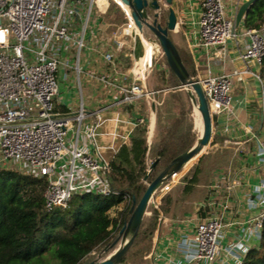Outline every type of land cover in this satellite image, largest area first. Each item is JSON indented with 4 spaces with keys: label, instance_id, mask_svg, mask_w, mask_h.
Returning a JSON list of instances; mask_svg holds the SVG:
<instances>
[{
    "label": "built area",
    "instance_id": "built-area-1",
    "mask_svg": "<svg viewBox=\"0 0 264 264\" xmlns=\"http://www.w3.org/2000/svg\"><path fill=\"white\" fill-rule=\"evenodd\" d=\"M112 0H0V168L16 169L37 177H46L45 204L48 210L65 207L76 193L119 194L113 191L106 161L95 142L98 122L88 124L89 117H99L101 110L91 111L85 104L82 77L97 79L105 87L115 86L106 71L88 66L99 58L103 70L109 68L125 81L118 86L122 98L114 104H131L150 96L153 90L146 81L159 64L148 62V42L136 24L132 10L122 0L117 2L125 21L118 26L109 15ZM159 9H149L152 17L166 23L169 8L159 0ZM243 0H202L197 45L225 58L229 42L243 49L239 58L245 64L230 73L208 74L199 78L213 118L224 117L233 123L232 92L235 79L250 75L262 83L260 67L264 58V24L259 29L235 26L236 14ZM104 20L118 29L111 36L103 32ZM178 28V23L176 29ZM131 36L133 42L123 39ZM143 54H137L136 39ZM248 40V41H247ZM129 46L131 65L117 67L120 52ZM152 47V46H151ZM107 67V68H106ZM80 93L77 106L59 110L62 83H70ZM264 94V92H263ZM61 104V102H60ZM111 105H109L110 107ZM264 117V103H263ZM143 122L141 119L137 125ZM230 123L223 132L230 131ZM88 135L92 146L83 143ZM264 165V144L257 151ZM225 176L212 183L211 197L200 203L206 215L190 217L184 223L192 227L191 236H183L178 250L183 260L170 259L165 264H241L252 245L248 237L260 240L264 227V179L246 194V205L254 212L238 221L240 231L230 239L228 220L231 192L237 185L233 178L221 184ZM191 224V225H190Z\"/></svg>",
    "mask_w": 264,
    "mask_h": 264
},
{
    "label": "trees",
    "instance_id": "trees-1",
    "mask_svg": "<svg viewBox=\"0 0 264 264\" xmlns=\"http://www.w3.org/2000/svg\"><path fill=\"white\" fill-rule=\"evenodd\" d=\"M113 3L120 7L117 2ZM121 13L124 20L122 17L116 20L124 22V12ZM263 24L264 0H255L240 26L259 29ZM177 48L188 72L196 77L198 71L191 52L184 47ZM172 75L171 82L181 85L177 76ZM260 75L264 92V58ZM165 85L162 80L156 87L160 89ZM162 105L164 127L167 128L177 117L179 106L175 108L170 98H165ZM191 112V106L185 109L165 139L151 148L146 128L134 129L129 141L119 149L109 165V183L112 190L119 193L117 195L107 196L93 191L76 193L67 206L48 210L44 196L48 184L45 176L0 168V264H82L100 246L109 244L113 233L129 221L133 207L147 188L145 181L152 182L173 159L190 149L198 139L197 132L193 130ZM226 141V136L215 132L212 144L222 145ZM197 159L189 162L185 169ZM231 159V149L205 153L192 166L180 193L167 195L163 205L154 207L151 215L144 217L132 246L121 262L149 264L153 238L162 220L165 217L182 220L193 209L195 200L208 198L207 186L214 171ZM154 163L148 174L149 166ZM241 264H264V227L260 240L251 246Z\"/></svg>",
    "mask_w": 264,
    "mask_h": 264
},
{
    "label": "crops",
    "instance_id": "crops-1",
    "mask_svg": "<svg viewBox=\"0 0 264 264\" xmlns=\"http://www.w3.org/2000/svg\"><path fill=\"white\" fill-rule=\"evenodd\" d=\"M245 1L243 0V2ZM201 3L202 0H173L172 4H170L176 12L178 11V27L180 25V31L182 27L185 31L183 39L185 38L186 45L181 46L176 41V46L187 48L191 52L198 71L196 78H204L210 73L214 75L230 73L235 69L244 67L245 64L239 58V52L243 47H237L233 41L229 42L228 54L225 58H216L213 56V51L207 52L203 47L197 45L199 19L202 12ZM102 27L105 35L111 36L113 34L110 23L106 22V20H104ZM239 28L240 31L244 29L242 26ZM130 37L124 36L123 39L128 41ZM138 41H140L139 38L136 39V50L134 52L142 55L144 50L143 52L137 51ZM148 47H151V45L148 44ZM130 52L131 49L129 46H126L120 52L117 62L118 68L125 69L129 64L131 65V59L128 57L130 56ZM147 55L151 57L150 53H147ZM88 67L97 70V73L106 71L109 79L116 82L115 86L105 87L97 79L84 76L89 89L95 92L90 106L88 104L86 106L91 111L101 110L98 118L91 116L88 118L87 123L94 124L98 122L94 136L95 142L99 147V152L106 161L111 162L119 149L129 141L135 128H146L147 141L150 148L156 142H161L165 139L169 130L179 117L178 113L173 123L167 128L164 127V107L162 103L165 101V98L173 97L168 94L169 91L167 89L170 84L166 80L164 82L167 85L162 87L163 89H157L156 85L159 81L157 77L153 79L154 76L151 74L148 78L150 80L149 83L146 82V87L153 90V94L140 98L131 104H114L122 98V93L119 92L118 86L116 85L124 84L125 81L123 78L121 76L119 77L118 74H114L107 67V69L103 70L102 61L99 58L92 61ZM244 77L242 81L236 79L234 81L232 92L234 122L231 123L225 120L224 117L219 118V120L215 118L213 121L216 129L215 132L226 136L228 141L222 145L218 143L211 144L213 148L210 151L216 149H231L233 151V159L214 171L207 186V197L210 198L212 194L211 186L217 176L226 175L225 179L221 181L223 185L232 181L233 178L238 181L236 187L231 192L230 209L228 212V220L232 219L236 223L254 214L246 205V194L264 179V165L259 163L257 156L259 146L264 144L263 83L250 75ZM75 83L76 77H73L68 84L62 83L67 90V94L69 91L73 92L77 89ZM174 104L176 108L177 104L175 102ZM66 105L71 104H68L66 99L61 95L60 89L58 109L65 110ZM109 105L111 106L109 107ZM141 119L143 122L137 125ZM229 123L231 129L228 133H224L223 126ZM84 137L86 141L83 144L87 147L92 146L88 135ZM205 153H207L206 150L192 165L198 163ZM165 191L164 193H166ZM208 198L202 199L198 206ZM198 206H196L193 214L183 217L182 220H174L170 217H165L162 220L153 238V250L148 255L151 264H165L172 258L183 260V254L177 251L179 240L183 236L192 235V227L184 223L185 219L195 217V215H199V217L206 215V211L204 209L199 210ZM229 231L231 234L230 239H233L240 231V225L237 223L230 226ZM247 242L250 245L258 243L252 236L247 238Z\"/></svg>",
    "mask_w": 264,
    "mask_h": 264
},
{
    "label": "water",
    "instance_id": "water-1",
    "mask_svg": "<svg viewBox=\"0 0 264 264\" xmlns=\"http://www.w3.org/2000/svg\"><path fill=\"white\" fill-rule=\"evenodd\" d=\"M124 3L130 6L132 10V16L138 25L141 32L145 34L146 41L153 48V63L156 62L157 44L158 42L163 47L165 56L167 58L170 68L173 70L175 75L181 82V85L189 90V95L193 102L198 106L202 118H203V131L200 137L196 140L194 145L183 152L175 159H173L170 164L152 181L147 185V188L142 195L140 201L132 209V215L129 221L121 228L120 234L124 237L130 232L131 237L126 243H122L118 249H116L110 256L100 261H92L88 264H126L122 263L121 260L126 252L130 249L133 241L140 229L145 215L147 214V209L149 204L157 192V190L173 177L176 173L183 169V167L190 162L192 159L200 157L212 141L214 132L213 118L210 112L209 104L205 93L203 91L202 84L199 78L193 77L188 72L185 64L182 61L181 55L178 48L171 37V32L176 30L178 23V15L176 10L170 6L168 9V16L166 17V23L163 24L158 20V12H155L151 17L149 14V9H159V0H122ZM170 5L173 0H166ZM255 0H246L240 6L236 18L235 26L239 27L242 23L244 17L246 16L249 7ZM156 37V39H155ZM149 79L146 81L149 83ZM155 163L148 170V174L154 167ZM145 180H147V176ZM135 203V200H134ZM124 240V239H123Z\"/></svg>",
    "mask_w": 264,
    "mask_h": 264
},
{
    "label": "rangeland",
    "instance_id": "rangeland-1",
    "mask_svg": "<svg viewBox=\"0 0 264 264\" xmlns=\"http://www.w3.org/2000/svg\"><path fill=\"white\" fill-rule=\"evenodd\" d=\"M111 2L112 3L110 4L109 15L113 16V18H114L113 20H114L115 24H118V26H119V25H121L123 23V21L121 19L120 20L119 19L116 20V19L118 17L119 18L122 17V19H123V14L121 13L122 10H121L120 7H117V5H115L113 3L114 1H111ZM166 16H168V12H167ZM117 29L118 28L115 25H111V30H112L111 32H114ZM184 35H185V31H184L183 27L181 28V31H180V25L175 31L171 32V37H172L173 41L175 42V44H176V41H177V43H179L181 46L182 45L183 46L186 45L185 38L183 39ZM128 41L129 42H133V39L130 37ZM157 45H159V42H158ZM137 47H138L137 51L143 52L144 48L141 45L140 41H138V46ZM158 59H159V61L157 62V64H159V67H158L157 71H155V70L153 71V73H152V75L154 76V77L152 76L153 79H155L157 77L158 81L159 80L160 81H162V80L165 81L166 80L170 84V86L168 87L167 91H169L168 94L173 96V97L170 96V99L179 106L178 107V112H179L178 119L180 118L182 112L185 109H188L191 106L192 112L190 113V115H191V118H192V121H193V130H195L197 132V135H198V138H199L200 135H201V131H200V128H199V126L197 124V121H196L197 118H198L197 117V113H196L198 111V109H195L198 106L193 102L192 98L190 97L189 90L184 88L182 85H174V83L171 82L170 79H171V76H173L172 74L174 72L170 68L166 56L161 54L157 58V60ZM82 85H83V94H84V99H85L86 105L88 104L90 106L91 99H92V97L95 96V92L90 90L89 87L87 86V83L85 82L84 75L82 77ZM156 91H159V90H156ZM61 95L66 99L68 104H71L72 106H77L79 104L80 93H79L78 89L74 90L73 92L69 91L68 94H67V90H66L65 86H64V84H62V86H61ZM215 131H216V129H215V124H214L213 136L215 134ZM156 143H159V142H156ZM211 144L212 143H210L209 146L207 147V149H206L207 152H209L213 148V146ZM192 166L193 165L189 166L187 169L180 170L178 173H176V175H174L173 177H171L169 180H167L165 183L162 184V186L157 190V192L153 196V198H152V200H151V202L149 204V207L147 209V214L145 215V218H148L151 215L152 209L154 207H157L158 205H163L164 198L167 195H169V194L177 195V194L180 193V191H181V189L183 187V184H184L186 178L188 177V175L190 173V170H191ZM150 168H151V166H149V169ZM145 182H146L147 185L149 184V182H147V181H145ZM164 190H166L165 191L166 193H164ZM200 201H202V200L200 199V200H195L194 201V203L192 205L193 209L187 215H191V214H193L195 212L196 206H198ZM186 216H184V217H186ZM123 239H124V235L120 234V230L114 232L112 237H111V239H110V243L105 245V246L104 245L100 246L92 254L88 255L83 260L82 264H88V263H90L92 261H100V260H103V259L107 258L116 249H118L120 247V245H122ZM137 260H139V259H137ZM143 264H148V263H143ZM149 264H151V263H149Z\"/></svg>",
    "mask_w": 264,
    "mask_h": 264
},
{
    "label": "bare ground",
    "instance_id": "bare-ground-1",
    "mask_svg": "<svg viewBox=\"0 0 264 264\" xmlns=\"http://www.w3.org/2000/svg\"><path fill=\"white\" fill-rule=\"evenodd\" d=\"M148 53H150V55H151V57H149L148 55H147V59H148V62L150 63L151 62V60H152V54H153V48L152 47H148ZM157 55H156V59L162 54V55H165V52H164V50H163V47L161 46V44L159 43V45H157V53H156ZM195 109H198V111L196 112L197 113V124H198V126H199V128H200V131H201V133H202V131H203V118H202V115H201V112H200V110H199V108L198 107H196ZM195 159V158H194ZM193 160V159H192ZM191 160V161H192ZM190 161V162H191ZM189 163V162H188ZM187 163V164H188ZM187 164L183 167V169H185L186 168V166H187ZM130 237H131V233L129 232L125 237H124V240H123V244L124 243H126L129 239H130Z\"/></svg>",
    "mask_w": 264,
    "mask_h": 264
},
{
    "label": "flooded vegetation",
    "instance_id": "flooded-vegetation-1",
    "mask_svg": "<svg viewBox=\"0 0 264 264\" xmlns=\"http://www.w3.org/2000/svg\"><path fill=\"white\" fill-rule=\"evenodd\" d=\"M169 8H170V5H169ZM169 8H168V9H169ZM167 12H168V10H167ZM167 12H166V14H167ZM166 14H165V16H166ZM166 17H167V16H166Z\"/></svg>",
    "mask_w": 264,
    "mask_h": 264
}]
</instances>
